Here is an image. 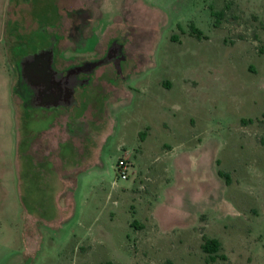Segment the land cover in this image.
<instances>
[{"label":"rangeland","instance_id":"rangeland-1","mask_svg":"<svg viewBox=\"0 0 264 264\" xmlns=\"http://www.w3.org/2000/svg\"><path fill=\"white\" fill-rule=\"evenodd\" d=\"M22 1L30 9L19 17L32 28L11 19L16 0H0L5 150L11 155L17 139L12 96L23 102L21 113L27 104L30 116L41 113L19 72L25 61L16 68L7 50L25 58L53 47L55 33L63 68H79L74 78L85 86L60 120L81 119L87 134L84 120L94 117L89 159L101 156L84 169L80 146L73 158L79 171L65 161L72 182L64 199L75 204H65L63 219L59 189L29 182L23 163L24 209L15 207L13 189H0V264H264V0ZM89 95L97 102H83ZM43 117H23L21 137L55 119ZM199 143L203 154L179 155ZM121 160L127 180L119 176ZM219 170L230 175L229 186ZM173 182L185 195L181 222L189 227L162 234L153 211ZM39 194L46 221L28 237L25 208L35 216ZM204 237L219 240L227 260L213 262Z\"/></svg>","mask_w":264,"mask_h":264},{"label":"crops","instance_id":"crops-1","mask_svg":"<svg viewBox=\"0 0 264 264\" xmlns=\"http://www.w3.org/2000/svg\"><path fill=\"white\" fill-rule=\"evenodd\" d=\"M28 6L29 5L24 3L22 0H16V3H14V6L11 10L13 12L11 19L14 20L15 23L20 22L19 20H21V27L23 28H32L33 25L29 18L26 19V21H23L22 17H19V13L28 11V9H30ZM37 27L39 26L37 25ZM53 34L55 35L56 39L55 45L53 47H43L38 50L36 54H28L25 58L18 55V52L14 50L15 47L10 48L12 52H10V49L7 50L8 52L6 55L12 64H16V68H18L17 63L19 61L22 63L25 61L23 69H19V72L23 74V77L29 84V91L34 92L33 97L35 99L37 108L41 109V113L40 115L38 114L35 116H30L31 111H29L28 104L26 106L27 109L21 113L19 106L21 103L23 104V102L19 100L18 97L15 98V96H12L15 113V136H17V139L13 145V152L11 155H9L8 151L5 150L6 145L2 141V131L4 130L2 124L4 123L0 118V189L4 191L8 190V188L13 189L15 198L14 201L16 204L15 207L17 206L18 208V204H20L21 209H24L25 206L23 207L22 203L24 197L22 191V186L24 185L22 178V167L23 163L25 162L24 165L26 166L27 179H29V182H33V180L35 181L37 178L36 182L39 184L40 189H46L49 185H51L50 187L52 188L59 189V209L61 212V219H63V214L65 213V204H75L74 197L72 196L64 199V187L70 186L72 182L69 178H65L64 176L63 166L65 161L66 163H70L69 167L67 166L68 171H79V160L77 159L75 161L77 163L75 164L73 158L76 155L75 152L78 151L80 146L84 149V157H86V163H88L84 169H87L90 167V165L97 164L96 160L100 161L101 152L98 153L99 157H97L95 152V158L92 160L89 159L90 157H93V138L91 136L90 124L96 123L94 117H92L90 120H84L87 127V134L84 132L85 128L83 126L81 127V119L76 120L74 118L67 117L64 122L60 120L59 112L65 109L69 104L71 105L73 101L76 102L78 98L77 95L79 92L82 93L84 91L83 89H85V86H79L77 84L74 76H77L78 74H74V70L72 68L68 69L67 71H65L66 68H63V59L59 58L58 52L56 50V45L58 44L59 38L55 33ZM10 39V43L15 46L17 44H24L25 42L23 40L17 41L15 38ZM35 43V45L40 46L43 42L41 39H37V42ZM44 55H48L45 66L42 62L36 63V61ZM58 88L62 89V91L65 90L68 93L67 101L57 99V101L54 102L48 99L49 94L53 92L57 93ZM100 93L102 92L100 91ZM96 98L97 96L95 95H89L87 98L85 97L82 100L83 102L90 101L91 104H94L97 102ZM103 98H105V95ZM48 115H55V119L50 123L49 126L40 128L39 130H33V128H31L29 129V132H27L28 134L25 136V138L21 137L20 123L23 117H29L30 119H34L36 122H38L44 118L43 116ZM99 121L100 118L98 122ZM23 142L26 143V145L24 144V152L22 151ZM65 147L68 148V153L64 152ZM205 148L206 144L203 145L202 143H199L197 147L191 150H183L179 155H182V157L183 155L186 156L187 154H195V156H199L204 153ZM171 153H174V150H171ZM96 157L99 160L96 159ZM212 159L213 164L218 163L216 156H213ZM6 164L8 165L6 166ZM73 165L75 166L73 167ZM213 174H215V172H213ZM164 194L165 196L170 194L169 199L164 200L161 203L159 202L153 211V218L157 223L159 232L162 234H168L175 230H188L189 225L181 222V216L183 213L182 210L183 206L185 205V195H183V193L179 190H175L174 182L173 184H169V186L164 189ZM39 196V200L34 203V208H36L35 216L27 210V207L25 208L26 216L29 218V220H31V227L26 228L28 237L30 234L35 236L39 235L38 226L42 221H46L42 216V197L40 194ZM36 197L37 194H32L29 198L32 200V198L36 199ZM61 200L63 205L61 204ZM0 212L2 211L0 210ZM3 214L5 215L6 212H3ZM197 215L193 217L194 221L197 220Z\"/></svg>","mask_w":264,"mask_h":264},{"label":"trees","instance_id":"trees-1","mask_svg":"<svg viewBox=\"0 0 264 264\" xmlns=\"http://www.w3.org/2000/svg\"><path fill=\"white\" fill-rule=\"evenodd\" d=\"M216 15L219 18H222L223 13H217ZM194 35L197 36L198 38H201L202 33L201 32H195ZM218 165H219V161H218ZM218 175L222 179L225 180L227 186H229L231 184V177L229 174L219 170ZM202 250L204 251V253L209 255L210 259L213 262H215L217 259L227 260V257L225 255L220 254V252L222 251V244L217 239H210V238L204 237V243L202 245ZM102 264H117V263L109 261V262H105Z\"/></svg>","mask_w":264,"mask_h":264},{"label":"flooded vegetation","instance_id":"flooded-vegetation-1","mask_svg":"<svg viewBox=\"0 0 264 264\" xmlns=\"http://www.w3.org/2000/svg\"><path fill=\"white\" fill-rule=\"evenodd\" d=\"M44 56H42L40 59H38L36 61V63L42 62L44 64V66H45L46 59H47L48 55H44ZM79 73H80V69L79 68L74 71V74H79ZM48 99H50V101H54V102H56L57 99H62V100H66L67 101L68 93L65 90L62 91V89L58 88L57 93L53 92V93L49 94Z\"/></svg>","mask_w":264,"mask_h":264},{"label":"built area","instance_id":"built-area-1","mask_svg":"<svg viewBox=\"0 0 264 264\" xmlns=\"http://www.w3.org/2000/svg\"><path fill=\"white\" fill-rule=\"evenodd\" d=\"M117 169H118L120 178H122L123 180H127L128 179V169H129L128 164L125 161L121 160L118 163Z\"/></svg>","mask_w":264,"mask_h":264}]
</instances>
